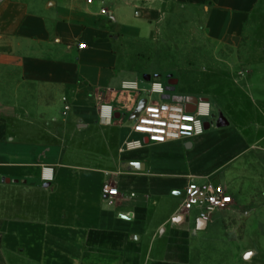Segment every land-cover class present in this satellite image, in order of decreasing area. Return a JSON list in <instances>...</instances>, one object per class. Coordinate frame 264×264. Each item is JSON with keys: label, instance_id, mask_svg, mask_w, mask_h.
Returning a JSON list of instances; mask_svg holds the SVG:
<instances>
[{"label": "crops", "instance_id": "obj_1", "mask_svg": "<svg viewBox=\"0 0 264 264\" xmlns=\"http://www.w3.org/2000/svg\"><path fill=\"white\" fill-rule=\"evenodd\" d=\"M262 1L191 0L204 8L205 39L223 47L241 45ZM143 5L0 0V174L11 180L0 184V264H244L253 256L234 240L264 231L239 232L229 213L263 204L257 191H264V135L255 140L235 123L213 122L188 141L121 151L136 136L131 127L122 136L125 121L131 123L153 78H143L150 81L143 87L141 75L122 66V44L152 29L153 11ZM237 80L251 102L264 103V72ZM125 81H138L141 92L124 90ZM107 103L120 116L103 123L99 109ZM59 123L111 131L118 150L113 165L65 163L74 147L47 134L59 137L50 129ZM44 165L55 169L49 187ZM191 180L226 187L234 205L205 221L197 208L181 212ZM107 182L118 195L103 193Z\"/></svg>", "mask_w": 264, "mask_h": 264}, {"label": "rangeland", "instance_id": "obj_2", "mask_svg": "<svg viewBox=\"0 0 264 264\" xmlns=\"http://www.w3.org/2000/svg\"><path fill=\"white\" fill-rule=\"evenodd\" d=\"M142 1L143 6L153 11L152 29L147 36L127 38L122 44L124 69L141 75L138 80L143 87L150 83L143 79L145 74L160 77L166 84L170 79H177L173 95L180 90L185 98H209L216 113H222L231 123L253 134L255 140L264 135V103L260 101L256 106L251 102L237 80L247 71L264 72V0L247 24L239 47L218 46L205 39L202 5L191 0ZM152 99L158 100L160 95ZM130 127L131 123L126 120L123 137ZM50 129L59 130L60 134L55 137L48 130L49 140L56 138L71 150L74 147V152L70 151L64 159L69 165L108 168L116 160L115 135L105 127L82 131L59 123ZM257 197L263 204L250 213H229L239 232L264 231V191L258 190ZM258 233L254 238L240 234L234 240L243 254L254 252L244 259V264H264V236L259 237Z\"/></svg>", "mask_w": 264, "mask_h": 264}, {"label": "built area", "instance_id": "obj_3", "mask_svg": "<svg viewBox=\"0 0 264 264\" xmlns=\"http://www.w3.org/2000/svg\"><path fill=\"white\" fill-rule=\"evenodd\" d=\"M93 0H88L92 2ZM103 12H106L103 9ZM124 90L141 92L138 81H125ZM167 84L160 77H153L151 86L146 90L147 103L139 115L131 120V130L136 136L127 138L121 151H133L142 148L145 143L163 144L169 141H188L192 137L203 134L207 122H211L213 106L209 100H199L195 110L190 112L184 102L166 99ZM160 95V99H152ZM66 101V99L64 98ZM68 108V105L66 106ZM117 109L114 105L102 104L99 109V119L103 123H110L116 118ZM42 180L52 183L55 180V169L52 165L42 167ZM6 178L0 174V184ZM103 193L114 197L119 194L117 187L105 183ZM234 198L226 187L211 182H197L191 180L184 190L181 212L199 209V217L208 220L218 211L232 207Z\"/></svg>", "mask_w": 264, "mask_h": 264}, {"label": "water", "instance_id": "obj_4", "mask_svg": "<svg viewBox=\"0 0 264 264\" xmlns=\"http://www.w3.org/2000/svg\"><path fill=\"white\" fill-rule=\"evenodd\" d=\"M151 77L152 76L150 74H146V75L143 76V78L146 79V80L151 79ZM177 83H178L177 79L168 80V82H167V91H168V93L165 96L166 99H170L172 97L174 100L179 101V102H184L185 99H186L187 102H192L194 104L193 108H187V110L190 111V112H193L195 110V106H196V104H197V102L199 100H207L205 98L199 99V98H196V97L185 98L183 96H172V92L175 91V87H176ZM146 103H147V98H142L141 100H139V102L137 103L135 109L132 111L131 115L129 116V120L135 119L139 115V113L143 110V108L146 105ZM186 107H187V105H186ZM119 116H120V114L116 113V118H119ZM213 122H215L217 126H227V125H229V120L220 112L213 113L211 122H207L205 128L209 129ZM135 166L138 167V168L143 167L142 164H135ZM10 181H11L10 179L6 180V182H10ZM45 186L49 187L50 183L47 182L45 184ZM202 220L205 221V219H202Z\"/></svg>", "mask_w": 264, "mask_h": 264}, {"label": "flooded vegetation", "instance_id": "obj_5", "mask_svg": "<svg viewBox=\"0 0 264 264\" xmlns=\"http://www.w3.org/2000/svg\"><path fill=\"white\" fill-rule=\"evenodd\" d=\"M184 103L187 105V108H193L194 106L192 102H187L186 99L184 100Z\"/></svg>", "mask_w": 264, "mask_h": 264}, {"label": "clouds", "instance_id": "obj_6", "mask_svg": "<svg viewBox=\"0 0 264 264\" xmlns=\"http://www.w3.org/2000/svg\"><path fill=\"white\" fill-rule=\"evenodd\" d=\"M249 255H251V253H249Z\"/></svg>", "mask_w": 264, "mask_h": 264}]
</instances>
